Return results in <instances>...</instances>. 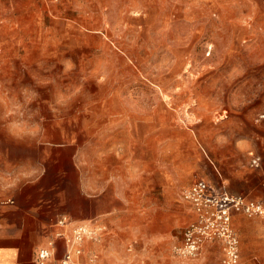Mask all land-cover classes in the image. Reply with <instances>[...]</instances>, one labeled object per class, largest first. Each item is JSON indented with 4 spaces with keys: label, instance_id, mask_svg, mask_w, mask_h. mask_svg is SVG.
Here are the masks:
<instances>
[{
    "label": "rangeland",
    "instance_id": "374dc122",
    "mask_svg": "<svg viewBox=\"0 0 264 264\" xmlns=\"http://www.w3.org/2000/svg\"><path fill=\"white\" fill-rule=\"evenodd\" d=\"M0 38L19 54L0 62L2 97L58 116L46 161L104 175L110 198L141 193L126 264H223L217 201L199 214L185 195L203 181L264 202V0H0ZM230 204L239 264H264V216ZM192 224L203 245L181 257Z\"/></svg>",
    "mask_w": 264,
    "mask_h": 264
},
{
    "label": "crops",
    "instance_id": "0c3cea01",
    "mask_svg": "<svg viewBox=\"0 0 264 264\" xmlns=\"http://www.w3.org/2000/svg\"><path fill=\"white\" fill-rule=\"evenodd\" d=\"M1 41L3 38L0 56L6 59L0 62L12 61L9 58L12 55L19 56ZM2 96L0 264H41L38 254L44 248L54 250V256L44 264H63L65 238L71 236L78 224L102 225L108 232L98 242L87 241L82 256L67 264H91L92 256L97 257L95 264H126L123 232L129 230L127 221L140 215L141 193L134 192L133 200L119 192L110 198L104 175L94 174L95 170L80 167L72 172L58 170L55 162L51 164L45 159L46 135L59 134L47 131L45 120L58 118L57 114L46 115V101L40 96L25 100L16 95ZM3 107L6 110H1ZM8 107L13 110L8 111ZM29 121H34L33 126ZM61 218L69 224L58 225ZM149 262L158 263V259Z\"/></svg>",
    "mask_w": 264,
    "mask_h": 264
},
{
    "label": "built area",
    "instance_id": "2783aa9c",
    "mask_svg": "<svg viewBox=\"0 0 264 264\" xmlns=\"http://www.w3.org/2000/svg\"><path fill=\"white\" fill-rule=\"evenodd\" d=\"M252 163L258 167L260 164V158H253ZM207 184L203 181L197 182L193 185L190 192L185 195V198L191 200L197 207V211L205 213L206 205L215 204L217 211V217L220 223H223V227L217 229V239L223 242L224 257L223 264H239V241L235 232L229 227L230 222V210L228 205L232 203L234 209L237 211H243L250 216L261 215L264 216V202L247 201L243 197L225 196L224 201H218V199H211L206 195ZM215 200V201H214ZM229 203V204H228ZM208 213V212H207ZM223 220L225 222H223ZM69 224V221L65 218H61L58 221V225L65 227ZM201 226L198 224H192L185 229L184 242L182 246L177 249L178 255L185 258H193L200 252L204 236L201 235ZM108 232V228L102 225L88 226L85 224H78L73 227L71 236L65 238L67 249L64 256L63 264H67L73 261L76 257L82 256L84 252V244L87 241L98 242L102 239V236ZM214 237H211V240ZM52 246V245H51ZM54 256V250L50 248H44L39 251L38 259L41 264ZM91 264H95L94 260L96 256H92Z\"/></svg>",
    "mask_w": 264,
    "mask_h": 264
}]
</instances>
